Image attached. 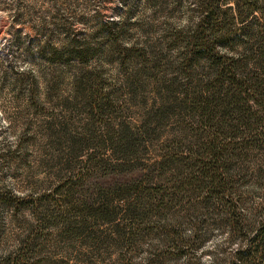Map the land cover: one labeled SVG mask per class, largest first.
I'll use <instances>...</instances> for the list:
<instances>
[{"label":"rangeland","instance_id":"374dc122","mask_svg":"<svg viewBox=\"0 0 264 264\" xmlns=\"http://www.w3.org/2000/svg\"><path fill=\"white\" fill-rule=\"evenodd\" d=\"M196 1L0 0V264H239L264 214V123L236 140L231 202L191 187L212 74L183 65ZM259 3L245 23L221 3L239 29L221 51L264 93ZM74 40L89 61L63 53ZM247 105L264 118V94Z\"/></svg>","mask_w":264,"mask_h":264},{"label":"trees","instance_id":"16d2710c","mask_svg":"<svg viewBox=\"0 0 264 264\" xmlns=\"http://www.w3.org/2000/svg\"><path fill=\"white\" fill-rule=\"evenodd\" d=\"M224 1L228 2L197 0V21L188 26L185 35L181 36L183 65L189 69L203 60L212 69L204 90L197 93L191 107L193 116L204 129L202 135L199 134L202 142L197 150L191 149L195 161L189 166V171L182 174H186L191 187L204 189L211 197L231 202L224 197L228 194L226 190L233 185L230 161L239 156L238 151L243 150V145H247L244 135L247 131L252 132L250 127L253 123H264L263 117L249 113L247 103L250 98L260 101L264 93L258 81L251 83L250 80L254 78L249 77L248 72L240 70V65L221 51L226 46H232L239 36V29L234 27L232 19L226 17L227 10L221 7ZM242 3L247 8L244 12L238 11L243 23L255 12L262 11L259 0H236L238 7ZM55 51L57 52L56 49ZM63 53L73 54L75 59L87 62L94 50L74 40L63 49ZM236 140H240L243 145ZM157 193H148V199L155 198ZM234 213L233 210L229 211L231 226L236 230L246 229V225ZM252 229L247 246L237 252L239 264L264 263V214L259 224Z\"/></svg>","mask_w":264,"mask_h":264}]
</instances>
